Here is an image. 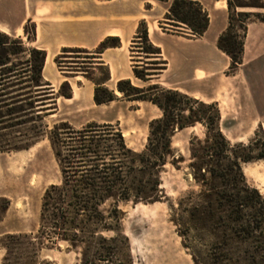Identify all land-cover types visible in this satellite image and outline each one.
Listing matches in <instances>:
<instances>
[{
    "label": "trees",
    "instance_id": "1",
    "mask_svg": "<svg viewBox=\"0 0 264 264\" xmlns=\"http://www.w3.org/2000/svg\"><path fill=\"white\" fill-rule=\"evenodd\" d=\"M248 1L246 4L242 0H226L228 26L216 43V48L229 60L226 76L242 65L247 22L254 18L264 23V15L235 13L237 9L264 11L263 1ZM165 20L171 28L166 29L167 34L189 39L201 38L209 26L207 13L195 0H171ZM24 36L32 41L33 30L28 34L24 29ZM22 46L20 40L0 33V131L14 128L10 125L18 122L19 118L14 117L20 114L30 111L37 115L44 111L46 97H50L52 106L55 104L53 89L41 78L45 54L29 50V60L20 64L16 58L25 53ZM135 46H141L140 54L147 62L136 63L133 57L131 61L133 78L148 85L143 88L134 87L129 80L117 82L115 91L104 87L110 76L100 62V55L120 47L115 38L105 39L94 52L64 49L55 59L59 72L82 75L92 69L100 72L99 81L86 79L95 86V106L118 101L119 94L123 101L152 105L160 117L148 124L146 142L140 152L128 148L117 126L89 124L74 130L61 123L53 127L45 138L58 166L60 183L50 186L41 199L36 236L10 235L0 243L5 252L1 264L10 263V249L20 252L13 259L14 264H34L42 250L57 243L79 251V264H112L120 252L118 245L127 248L126 239L118 235L121 222L118 204L159 203L164 198L160 175L167 160L173 158L171 140L177 133L197 126L204 130V136L203 140L194 137L189 141L188 169L202 189L199 197L205 203L193 207L190 215H206L223 230L222 235L229 234L230 240L242 237L264 252V199L248 185L242 172V165L264 160V141L257 138L259 134L264 137V133L257 132L247 145L231 146L220 131L221 115L215 103L206 104L151 84L166 63L161 60L160 50L149 42L144 22L138 26L131 48ZM24 85L29 86L26 90L34 91L20 95ZM9 90L12 93H6ZM57 95L71 99L67 83L61 84ZM22 104H30V108L20 111L18 107ZM108 202L112 203L111 208L102 210Z\"/></svg>",
    "mask_w": 264,
    "mask_h": 264
},
{
    "label": "rangeland",
    "instance_id": "2",
    "mask_svg": "<svg viewBox=\"0 0 264 264\" xmlns=\"http://www.w3.org/2000/svg\"><path fill=\"white\" fill-rule=\"evenodd\" d=\"M241 3L247 4L249 1L242 0ZM235 13L264 15L263 10L250 9H237ZM249 22L261 23L254 18L247 24ZM158 29L162 32L163 29L171 28L164 20ZM26 31L31 34L32 27H27ZM250 35L248 51L242 58L244 68L242 72L252 85L255 95L254 114L258 116L251 120L254 114L249 113L250 106L245 104L247 98L243 93L239 95L236 91L234 95L229 92L224 94L219 108L224 116L220 129L231 146L247 145L257 132L264 133V35L258 37V33L252 28ZM210 40L211 35L207 43ZM166 46L169 49L179 47L190 51L203 50L201 46L184 47L173 43H167ZM22 47L25 53L16 58L20 64L29 60L28 51L32 50L24 44ZM140 47H133L130 56L136 63H147L140 54ZM63 73L74 75L76 72ZM234 73L231 76H234ZM78 76L94 81H99L102 77L98 70H90L87 75ZM234 84L241 87L243 92L242 82L235 80ZM134 85L142 88L148 86L139 81H134ZM28 87L22 86L20 95L34 91L26 90ZM116 97H119V94ZM29 98H32V95ZM44 101L47 106L43 108L44 111L37 114L38 116L30 111L25 115L20 114L14 117L19 118L18 122L10 125L15 126L14 128L0 131V151L4 152L0 153V243L10 235L36 236L41 199L50 186L59 185L61 180L58 166L45 138L53 127L61 123L48 118L52 115L54 106L50 104V97L44 98ZM125 103L121 105L128 107L126 112H131L137 107L139 110L134 117L129 116L121 121L126 132L125 142L131 150L140 152L146 142L148 124L153 121L150 119L159 117L160 114L149 104ZM29 105L22 104L18 108L20 111L28 110ZM117 110L118 108L109 111L107 116H113ZM42 131L45 132L41 133ZM203 136L204 130L197 126L172 138L173 158L167 160L160 175V190L164 198L159 203L135 204L130 201L118 204V211L121 213L118 235L126 239L127 248L125 250L121 244L118 245L120 252L112 264H264V252L256 249L252 243L243 240L242 237L230 240L229 234L222 235L223 230L218 229L217 224L206 215L201 213L190 215L193 207L204 206L205 202L199 197L202 189L194 182L188 169L189 141L194 137L203 140ZM257 138L264 141L261 134ZM13 149L18 151L14 152ZM242 169L248 185L255 188L264 199V160L242 165ZM111 206L112 203L108 202L102 210L108 211ZM100 235L111 237L107 234ZM19 253L10 249L9 264H14L13 259ZM4 255L5 252L0 247V264ZM34 264H79V251H72L62 243L48 245L47 249L38 254Z\"/></svg>",
    "mask_w": 264,
    "mask_h": 264
},
{
    "label": "crops",
    "instance_id": "3",
    "mask_svg": "<svg viewBox=\"0 0 264 264\" xmlns=\"http://www.w3.org/2000/svg\"><path fill=\"white\" fill-rule=\"evenodd\" d=\"M195 1L209 18L208 29L198 39L167 34L166 29L160 32L158 26L164 22L171 0L167 3H158L156 0H0V33L45 54L41 78L44 84L53 89L55 97V110L48 118L66 123L74 130L89 124L117 126L125 140L126 132L121 121L129 116L134 117L139 110L137 107L126 112L128 107L121 105L126 101H121L120 95L118 101L95 106L94 84L79 74L58 72L55 59L64 49L94 52L105 39H118L119 48L108 49L100 55V62L108 69L110 76L104 87L115 91L117 82L125 80L135 86L134 81L137 80L132 75L131 65L134 63L131 62L130 52L141 22L146 25L149 42L160 50L161 60L166 63L165 69L151 81L152 85L177 91L203 103L208 102L206 104L215 103L218 109L225 93L234 95L238 91L239 95L243 93L246 96L245 104L250 106L249 113L254 114L255 95L252 85L242 72L243 63L234 76H226L229 60L216 48L217 39L228 26L226 0ZM27 27H32V41H27L24 36ZM251 28L256 30L258 37L264 35V23L246 24L243 55L248 51ZM210 35L211 40L207 43ZM167 43L184 47L201 46L203 50L190 51L179 47L169 49ZM235 80L244 84L243 92L241 87L235 86ZM63 83H67L71 90L72 97L69 100L58 98L57 91ZM130 103L134 102L125 104ZM116 108L118 110L113 116H107L109 111ZM220 115L221 125L224 118L222 111ZM256 116L254 114L251 120ZM220 131L223 133L222 129ZM242 172L244 174L243 169Z\"/></svg>",
    "mask_w": 264,
    "mask_h": 264
}]
</instances>
